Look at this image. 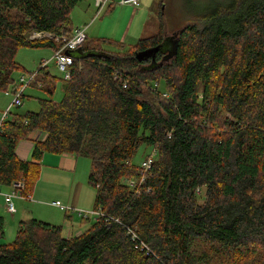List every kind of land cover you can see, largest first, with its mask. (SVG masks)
I'll use <instances>...</instances> for the list:
<instances>
[{
    "label": "trees",
    "instance_id": "16d2710c",
    "mask_svg": "<svg viewBox=\"0 0 264 264\" xmlns=\"http://www.w3.org/2000/svg\"><path fill=\"white\" fill-rule=\"evenodd\" d=\"M82 1L0 0V90L21 67L20 47L64 45L31 36L72 34ZM161 30L115 49L87 38L72 50L61 101L57 77L35 71L49 96L3 121L0 186L22 180L32 194L46 152L84 156L100 216L78 235L23 219L0 264H264V0L206 8L179 31L170 62L164 47L140 60L164 44ZM35 131L45 139L21 159L17 146ZM142 144L157 147L149 170L133 162Z\"/></svg>",
    "mask_w": 264,
    "mask_h": 264
},
{
    "label": "rangeland",
    "instance_id": "374dc122",
    "mask_svg": "<svg viewBox=\"0 0 264 264\" xmlns=\"http://www.w3.org/2000/svg\"><path fill=\"white\" fill-rule=\"evenodd\" d=\"M229 0H139L136 5L128 4H116L111 9L110 6L105 7L102 12L98 10L95 5V0H84L77 4L71 12V20L74 27L85 26L86 33L89 40H100L106 49H115L121 45L124 47L134 46L139 39L149 36H154L159 33L162 26V35L166 37L164 41V50L162 61L170 62L175 55V48L178 39L179 31L189 25L194 24L200 20L203 11L206 8L213 9L217 4H225ZM221 6V5H220ZM55 50L52 47H20L16 53V61L21 66L13 72L14 82H11L6 89L0 90V112L6 110L7 107L13 102L14 89L19 85V80L23 74L29 76L31 72H35L42 66L41 62L44 60H51L54 56ZM47 69L57 77L56 86L52 98L55 101H61L64 97V75L59 70L56 62L51 60L47 64ZM148 84L146 83L145 87ZM145 89V92L149 93ZM166 88L165 81L162 79L159 82V90L164 94ZM48 93L45 86L42 84H31L26 88L24 92L22 105L14 106L12 111L26 112V111H38L40 109V99L48 97ZM31 136H29L30 138ZM153 147L142 144L136 155L133 158V162L136 165H140L147 155L151 154ZM79 169L77 170L75 179L70 176L69 186L74 185V189L77 190V195L80 196V200L86 201L85 197L88 190L90 191V203H94V190L91 187H87L85 178L90 165V159L84 156L78 157ZM85 164V166H84ZM87 173V174H86ZM40 183L38 186V196L32 199H20L14 198L17 210L19 207V201L25 206L23 212L18 210L14 214L7 211V202L5 196L0 193V244L11 243L18 232L19 223L23 219L32 218L30 213L33 210V216L40 218L41 220L58 225H64L66 220L65 209L52 205L53 200L59 199L63 205L75 207L73 204L68 203V195L70 194L69 187H62L65 192L59 193L60 189H57V185H52L48 181L47 174L42 173ZM82 178V180H81ZM83 186L86 187L85 190ZM3 192L6 190L12 191L10 188H3ZM62 194V195H61ZM74 194V193H73ZM65 195V196H64ZM3 197V198H2ZM94 209V205L90 210H84L91 212ZM75 218L81 217L78 212H72ZM49 219V220H48ZM88 225L93 223V215L88 214L85 217ZM3 222V223H2ZM51 223V222H50ZM4 224V225H3ZM4 231V234H2ZM64 231V228H63Z\"/></svg>",
    "mask_w": 264,
    "mask_h": 264
},
{
    "label": "crops",
    "instance_id": "0c3cea01",
    "mask_svg": "<svg viewBox=\"0 0 264 264\" xmlns=\"http://www.w3.org/2000/svg\"><path fill=\"white\" fill-rule=\"evenodd\" d=\"M115 5L116 4H114L113 6H115ZM85 26H88V25L86 24ZM76 27H82V24L79 26H76ZM34 85H35V83H34ZM1 114L2 113L0 112V115ZM30 136H31L30 138L21 140L17 146L16 152H17L18 156L24 160L31 159V155H32V151H33V148L35 146V143L37 141L44 140L46 134L43 131H35V132L31 133ZM39 162L41 164V171H40V176L38 178L37 184L40 183V181H42V180H40V178L43 175L42 173L45 172V174H47V176H48V181L50 180L49 182H51L52 185L55 184V185H57L56 187H58L57 189H60L59 193H62V191H63L61 189L62 187H69L70 188V194L68 195V197H66V199H68V203H71L74 206L79 207V209H78L75 207L73 208L71 206H67V208H69V209L65 210L66 220H64V223H63L64 225H62L64 228V231H63L64 234L65 235H78V234L83 233L92 225H88V223L85 220V217L81 216L79 214L78 210H86V209L90 210L93 207L94 203H90V197H92L90 195L91 190H88L87 195L84 196L86 201L82 202L80 200V196L77 195V190L74 189V185L69 186L70 176H72L75 179L77 170L80 167L78 157L74 154H71V153H60V154H58V153L46 152L43 155L41 161H39ZM84 166H85V164H84ZM90 166H91V162H90L89 169H88L87 173L88 172L90 173ZM88 177H89V174L86 175L85 181H86L87 187H91L94 190L92 195H94V199H95V188H93L89 184ZM81 180H82V178H81ZM2 187L11 189V187H7V186H2ZM37 187L38 186H35V189L32 192L33 198L38 196V193H37L38 188ZM85 188L86 187L83 186L84 190H85ZM8 192H10V191L6 190L4 193H8ZM63 193H65V192L63 191ZM54 201H60V200L57 199V200H53L52 202H54ZM24 209H25L24 204L19 201L18 210L23 212ZM18 210L16 212H18ZM74 211L78 212V215L81 217L75 218L74 217L75 215L72 213ZM28 214H30V216L34 217L33 216V210ZM94 220H95V218L93 217V222H94ZM50 222L52 223V221H50ZM2 234H4V231L2 232Z\"/></svg>",
    "mask_w": 264,
    "mask_h": 264
},
{
    "label": "built area",
    "instance_id": "2783aa9c",
    "mask_svg": "<svg viewBox=\"0 0 264 264\" xmlns=\"http://www.w3.org/2000/svg\"><path fill=\"white\" fill-rule=\"evenodd\" d=\"M139 3V0H95V5L98 8L100 12L103 11V9L109 5L114 4H128V5H136ZM87 26L82 27H76L74 32L70 35H62V36H55L52 34H41V33H34L31 38H40V37H48L53 38L56 41H62L64 45L59 48L58 50H55L54 56L51 60H54L56 62V65L58 66L59 70L63 73L64 79L68 80L71 77L70 67L72 66L74 62V57L72 54L67 53L69 50H75L77 49L81 44H83L88 36L86 33ZM51 60H44L41 62V67L48 66L47 64ZM36 72L30 73L29 76L23 74L19 80V85L15 88L14 91V99L13 102L7 107L6 110L2 112L0 115V127L3 123V121L7 118L9 112L12 110L14 106H20L23 102V96L24 92L26 91V88L30 86L31 84L36 82L37 76L35 75ZM166 95V94H165ZM157 155V147H153V151L151 154L147 155L146 158L141 163V167L143 170H149L151 168V165ZM131 185L135 187L136 183L138 184L137 180H132ZM12 191L8 193H4L2 191V187L0 186V193H2L5 196L6 202H7V211L11 214H14L17 211L16 204L14 202V198H20V199H32L31 193H25V184L22 180H18L13 183L11 186ZM53 205L61 207L65 210H68L67 206L63 205L60 201H54L52 202ZM79 214L81 216L87 217L88 214H92L94 218H98L100 216V211L93 210L91 212H86L84 210H78ZM134 236H136V232L134 230ZM145 247V245H144Z\"/></svg>",
    "mask_w": 264,
    "mask_h": 264
},
{
    "label": "water",
    "instance_id": "95a60500",
    "mask_svg": "<svg viewBox=\"0 0 264 264\" xmlns=\"http://www.w3.org/2000/svg\"><path fill=\"white\" fill-rule=\"evenodd\" d=\"M164 47V44L161 43L159 45L150 47L148 49L142 50L137 53V56L140 60L152 58L153 62H155V58L159 50ZM67 53L72 54V50L67 51Z\"/></svg>",
    "mask_w": 264,
    "mask_h": 264
}]
</instances>
